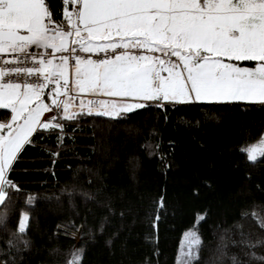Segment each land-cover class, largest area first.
<instances>
[{"label": "snow or ice", "instance_id": "obj_1", "mask_svg": "<svg viewBox=\"0 0 264 264\" xmlns=\"http://www.w3.org/2000/svg\"><path fill=\"white\" fill-rule=\"evenodd\" d=\"M77 100L78 105L73 103ZM234 102L264 106V0H0V110H5L0 119V232L6 233L0 240V264H24L33 247L32 212L40 203L70 213L56 224L53 235L81 232L90 241L103 240L114 255L120 233L113 221L124 191L109 185L103 161L69 166L71 178L41 199L11 177L27 146L42 147L55 164L59 150L68 147L64 122L81 115L115 119L152 107L191 111L201 104ZM219 119L210 108L195 120V127ZM179 121L193 126L184 117ZM52 134L55 150L38 145L37 137ZM150 138L155 139L154 131ZM196 143L200 152L207 151L204 142ZM141 147L158 155L165 170L179 168L175 140L168 142L170 153L161 152L159 142ZM239 151L246 165L260 163L264 132ZM245 179L252 180L247 168ZM200 183L211 187L207 179ZM200 183L191 184L193 196L199 195ZM254 188L264 195V182ZM165 195L166 190L154 201L153 229L166 207ZM21 199L18 220L9 227L10 213ZM81 207L84 218L77 224ZM257 209L264 210V202L253 199L234 221L236 231L223 229L215 249L220 264H264V212ZM124 215L121 210L120 218ZM207 216L206 208L197 211L194 224L183 233L175 264H199V225ZM249 218L259 229L254 238L239 222ZM145 239L156 241L152 235ZM229 243L239 251L230 253ZM84 250L82 240L57 264H83ZM144 264L151 261L145 258Z\"/></svg>", "mask_w": 264, "mask_h": 264}, {"label": "trees", "instance_id": "obj_2", "mask_svg": "<svg viewBox=\"0 0 264 264\" xmlns=\"http://www.w3.org/2000/svg\"><path fill=\"white\" fill-rule=\"evenodd\" d=\"M245 66H254V62H245ZM210 108L217 110L220 119L205 120L199 128L195 127V120L202 118L203 112ZM3 113L0 111V119H4ZM179 117L192 121L193 126L181 124ZM64 123L67 133L64 143L68 147L59 150L55 164L42 147L27 146L15 163L11 177L21 188L40 193L44 199L71 178L69 166L75 169L78 165L91 166L103 161L106 165L103 174L109 185L124 191L113 221V227L120 229L113 247L114 255L109 254L103 240L90 241L86 234L82 237L81 232H77L76 239L53 235L56 224L70 213L58 211L55 204L49 207L40 203L32 212L29 236L33 247L24 264H57L64 259L67 250L79 246L82 240L85 242L83 264H144L145 258L151 264H175L183 233L194 224L197 211L205 208L207 219L199 225L203 238L199 264H220L215 249L223 229L231 227L235 232L234 221L238 220L241 208L253 199L264 202V195L254 188L256 183L264 182V159L255 165H246L239 151L243 144L255 142L264 132V106L260 104H201L191 111L169 108L167 112L152 107L115 119L81 115L76 121ZM153 131L154 140L150 138ZM169 140L176 142L174 151L179 168L165 170L160 157L149 155L148 149L141 145L159 142L160 151L170 153L173 150L168 147ZM196 141L204 142L207 151L200 152ZM37 143L55 150L56 134L45 136L43 140L37 137ZM246 168L252 172L251 181L245 179ZM201 178L207 179L211 187L200 183ZM192 183H200L198 196L190 191ZM165 190L166 207L160 209L157 228L153 229L154 201ZM21 204L22 199L10 213L9 227L17 222ZM121 210L125 213L123 219ZM80 213L77 224L84 218L82 207ZM88 219L91 223L92 217ZM239 222L243 225L242 231L254 238L259 231L255 221L249 218ZM147 235H152L156 241L146 240ZM5 238L6 233L0 232V240ZM57 247L61 249L59 253L51 251ZM156 248L159 251L153 255ZM228 250L230 253L239 251L230 243ZM224 264L229 262L225 260Z\"/></svg>", "mask_w": 264, "mask_h": 264}, {"label": "rangeland", "instance_id": "obj_3", "mask_svg": "<svg viewBox=\"0 0 264 264\" xmlns=\"http://www.w3.org/2000/svg\"><path fill=\"white\" fill-rule=\"evenodd\" d=\"M101 98H102V99H111V98H107V97H101ZM73 103H74V102H73ZM78 104H79V103H78ZM78 104H77V105H78ZM74 110H75V109H74ZM60 221H62V219H61ZM61 230H62V229H61ZM61 230H60V231H61ZM62 231H63V230H62ZM77 234H78V233H76L75 236H73V235L71 234V232H69L68 236L71 237V238H75V239H76Z\"/></svg>", "mask_w": 264, "mask_h": 264}, {"label": "crops", "instance_id": "obj_4", "mask_svg": "<svg viewBox=\"0 0 264 264\" xmlns=\"http://www.w3.org/2000/svg\"><path fill=\"white\" fill-rule=\"evenodd\" d=\"M234 103H244V104H258V103H246V102H234ZM0 111H5V110H0ZM3 118H5V117H4V115H3Z\"/></svg>", "mask_w": 264, "mask_h": 264}, {"label": "built area", "instance_id": "obj_5", "mask_svg": "<svg viewBox=\"0 0 264 264\" xmlns=\"http://www.w3.org/2000/svg\"><path fill=\"white\" fill-rule=\"evenodd\" d=\"M98 99H102L101 97H98ZM75 104H78L79 103V100L77 101H74Z\"/></svg>", "mask_w": 264, "mask_h": 264}]
</instances>
